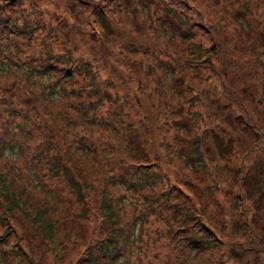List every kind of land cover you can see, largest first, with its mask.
Listing matches in <instances>:
<instances>
[{
  "label": "trees",
  "instance_id": "1",
  "mask_svg": "<svg viewBox=\"0 0 264 264\" xmlns=\"http://www.w3.org/2000/svg\"><path fill=\"white\" fill-rule=\"evenodd\" d=\"M55 1L0 0V264H134L139 218L125 214L132 198L168 234L171 258L156 264H240L249 252L254 257L243 264H264L256 224L264 218V189L235 183L246 156L264 162V14L249 15L248 0L224 1L243 38L231 53L227 24L190 0ZM109 10L115 23L130 16L153 43L170 29L180 37L183 47L167 61L179 76L132 67L138 51L158 45L127 37L105 51L118 61L112 66L89 59L94 49L74 43V31L85 24L111 29ZM59 14L69 17L54 23ZM41 22H49L46 30ZM218 30L225 35L216 38ZM190 31L200 34L184 38ZM184 74L195 78L187 93L178 86ZM252 85L261 91L249 103ZM258 103L262 120L253 119ZM147 107L176 116L177 155L168 143L163 154L152 145ZM24 160L37 179L22 178ZM254 179L264 184V173ZM53 182L63 195L41 185ZM90 214L98 222L86 243L75 222Z\"/></svg>",
  "mask_w": 264,
  "mask_h": 264
},
{
  "label": "rangeland",
  "instance_id": "2",
  "mask_svg": "<svg viewBox=\"0 0 264 264\" xmlns=\"http://www.w3.org/2000/svg\"><path fill=\"white\" fill-rule=\"evenodd\" d=\"M84 1V0H83ZM221 1V6L219 7L218 5H215L214 3L210 2L209 0H190V6H192V4H198L199 6H201L205 11H207L208 17L209 16H214L215 20H223L225 24H227L225 33L228 36V45L226 46V48L230 49L231 53H234L237 49V43L241 44L243 41V38L240 39L239 38V33L238 30L236 29V22L233 20V14L231 11L232 8L229 7V5H227V3H225V0H219ZM234 1V5L237 6V4L239 3V0H233ZM58 2L59 4L60 1H55ZM193 2V3H192ZM246 3H248L249 7H250V14H260L263 13L264 14V0H248ZM192 8V7H191ZM193 9V8H192ZM110 11V19H109V25L111 26V29H107V28H103L100 26L97 27H92L90 24H85L81 27V29L77 28L74 31L73 34V42L74 43H79L81 46L85 47V48H93L94 51L92 53L89 54V59H93L95 61V63L99 66H101V62H105L109 60V63L107 64V66H112L111 65V60H115L116 62H118L115 58L114 55L106 56L105 51H107V48L110 45H113V49L117 50L118 48V44H119V39L120 38H129L131 39L133 42L135 43H140V42H145L147 45H150L151 48H153V45L156 44L158 45V49L156 51H138L136 53V59H135V64L132 66L134 68H142L144 70H148L152 73H167L168 76L172 75L174 77H178L179 76V71L176 70L175 66H172V63H168V59L170 58L171 54H179L180 49L183 47V43H181L180 37H176L174 36L172 33H170L171 29L169 31H164V36H160L159 39L162 40V38L164 37L163 41H158V39H156V41L153 43V40L155 39L153 37L152 40H150L147 37L146 31L145 30H141L137 27V25H134L131 21V17L129 16L126 19H122L119 22L115 23V13L111 10ZM221 16H227L226 18H223ZM69 16H57L54 17V23L56 22L55 19H66ZM207 17V18H208ZM261 17H264L261 16ZM52 20V21H53ZM167 22H165V25L167 26V24L170 22L169 20H166ZM49 24V22H45L42 23L41 22V26L38 29H45L46 30V26ZM127 27V28H125ZM183 31V29H182ZM36 37H40V33H36ZM200 33L198 34H194L193 31L190 33H188L187 35L184 36V38L186 36H189V38H192L191 35H197L199 36ZM225 34L221 31L218 30L217 34H216V38L219 37H223ZM41 38V37H40ZM246 42L249 40V38L246 36ZM231 43V44H230ZM260 45L262 44L261 42L259 43ZM32 47V46H30ZM111 48V47H109ZM103 52L102 54H99L100 52ZM242 55L245 56L246 60H245V66L249 67L251 65L250 60H252L251 55L249 52H246L244 50V52L242 53ZM243 58V57H242ZM153 64V65H151ZM142 71V70H141ZM182 72H186V70H182ZM185 76V81H180L178 83V86L183 89V91L185 93H187V83H194L195 82V78L193 75L189 74ZM110 77L111 79H116V77L114 76H107ZM118 82V81H117ZM209 88H211V85L208 84ZM207 89V85L204 86ZM248 102L252 103L253 101H255L257 99V96L260 94L261 91V86L259 85H252L250 87H248ZM164 93L165 92V88H164ZM168 96L169 94L166 93ZM142 103L143 106L144 105H149L146 101L145 98L142 97ZM202 104L207 105L206 107H208L207 110L211 109L210 103H208L207 101H205L204 99L201 100ZM248 112H251V110H246ZM255 113L257 114L256 118L254 117L253 119H260L262 120V107H261V103H258L257 108L255 109ZM146 114L150 115V122H151V127H150V131H151V135H152V145L153 146H159V151L158 153L163 154L165 149L162 148L163 144L168 143L169 144V151H171V153L177 155V145H174V143L172 142V140L174 139V142L176 141L177 138V131H178V122L176 121V116L174 114L171 113H164L161 116H158L157 113L154 111H151L149 107H147L146 109ZM174 137V138H172ZM192 146H184L183 151H189V149H191ZM15 153V151H17V147H14V149H8L9 153ZM257 154V153H256ZM250 156H246L244 158V160H242V164H243V173H244V177L238 182L235 181V183L239 184L241 186L244 185H248L250 187H253L255 190H263L264 189V184L263 182H259V181H254L256 179H254L256 176H260L262 173H264V162L263 161H257V162H251L249 161ZM21 166V170L22 169H28L24 174H23V179L24 176L29 178L31 181L37 179V177L35 175H37L36 173H33V170L35 169L32 166L31 162L28 161H21L20 163ZM238 167H235L234 170H236ZM38 172V171H36ZM118 174L121 175V171L117 172ZM242 173V174H243ZM258 173V175H257ZM29 176V177H28ZM33 176V177H32ZM42 179V178H41ZM39 181V179H38ZM42 181L44 182V179H42ZM249 181L251 182V185H249ZM44 188H54L55 190L58 191V193L60 195H63V190L60 188V184L53 182L51 184L49 183H45L41 184ZM120 187H122V189H124V187L121 185ZM40 188V186H39ZM229 189H231V187H227L226 188V193L228 194ZM66 202L67 204L71 202V197H66ZM71 206V205H70ZM69 206V207H70ZM139 205L136 203V199L132 198V199H127L126 200V205H125V214L126 215H132V216H137V221L133 230V248H132V255H133V261L134 264H156L158 261H160L161 259H170L171 255L169 254H165L166 250H165V243L167 241L168 238V234H166L165 232L160 230V224L156 221H154L153 218H150V220L148 221L145 217L140 215V210H139ZM217 205H214L210 210H213L215 208H217ZM142 209V206H141ZM77 207H75V211H77ZM228 212L231 211V208H227ZM97 220L94 219L93 215L90 214V220H76L75 224L77 225V228L75 229V231L79 232L81 234V239L83 240V242L86 243L89 242V239L92 235V230L93 228H95L96 224H97ZM232 221L229 220L227 223V229L231 231L230 225H231ZM257 229L258 231L264 235V229L262 228L263 224H264V218H262L260 221H257ZM24 225V229L22 230V232L24 234L27 235V231L25 224ZM254 239V238H253ZM255 242L254 240L252 241L251 246H255ZM72 248H70L71 250ZM68 257L70 258V252L67 253ZM254 257V254H252L251 252L246 253L240 264H243L245 262H247V260H252Z\"/></svg>",
  "mask_w": 264,
  "mask_h": 264
}]
</instances>
